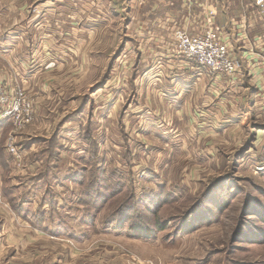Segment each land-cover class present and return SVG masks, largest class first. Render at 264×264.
Masks as SVG:
<instances>
[{"label":"rangeland","instance_id":"obj_1","mask_svg":"<svg viewBox=\"0 0 264 264\" xmlns=\"http://www.w3.org/2000/svg\"><path fill=\"white\" fill-rule=\"evenodd\" d=\"M117 1L103 0L100 22L93 0L70 10L77 18L65 22L68 33L96 30L100 41L86 34L85 58L83 43L62 42L68 61L38 71L41 94L29 83L10 86L25 91L35 113L4 136L5 147L12 136L23 148L0 193V264H264V174L255 173L264 119L246 127V114L227 115L206 78L193 85L196 74L223 76L175 54L173 35L163 41L169 49L143 62ZM85 9L92 18H81ZM250 79L238 86L246 108L264 94L263 81L258 88ZM213 182L216 192L206 194ZM219 199L227 203L218 211ZM141 227L154 231L135 236Z\"/></svg>","mask_w":264,"mask_h":264},{"label":"crops","instance_id":"obj_2","mask_svg":"<svg viewBox=\"0 0 264 264\" xmlns=\"http://www.w3.org/2000/svg\"><path fill=\"white\" fill-rule=\"evenodd\" d=\"M84 1L0 0V81L2 80L8 87L13 83H29L35 94L37 92L41 94L42 88L37 81V75L44 70L42 67L45 66V70H48V65L54 63L61 66L68 61L69 55L64 52L66 47L61 44L62 42L70 43L76 40L83 43L84 48L80 54L81 58H85V52L88 49L85 46L87 42L86 34L95 35V40L92 41L96 42L100 41L98 32L96 30L83 31L80 33L83 36L76 39L74 32L68 33L64 27L66 21L76 20L75 18H77L75 14H70V10L74 9V13L79 14L75 9H79L80 4ZM93 1L96 4L94 17L97 18L93 21L100 22V18H103V0ZM106 1L109 6L113 4L115 8L118 7L117 0H105V3ZM119 1L124 3L125 6L126 33L131 41L134 40L137 43V53L138 51L141 52L142 60L146 54H149V58L156 51L168 48H165L163 41H166L169 35L172 36L173 31L177 29V20L179 25H185L182 29L192 35L197 34L195 30L198 31V29H193L194 26L199 27V33L211 25L218 27L222 31V39L231 45V51L240 63V75L233 78H224L223 76L222 79H219L218 76L209 78L208 75L196 74L192 77L194 79L190 78L191 83L195 85L200 80V78L197 79L199 76L206 78L209 87H216L220 90V99L224 101L223 107L226 108L224 112L227 115L234 114V111L242 116L244 113L246 114L244 121L249 123L246 124V127L247 125L254 127L256 119H264L260 117L264 114V94L261 97L262 102L259 106L262 107L260 109L252 101L248 108L242 107V104L238 103V101L242 103L244 94L243 91H241L242 93L239 91L241 88L238 86L243 84L240 78H251L250 81L258 84L256 86L258 88H260V81H263L262 84H264L262 69V66H264L262 64L264 59V14L255 6V0ZM80 14L83 19L92 18L88 17L86 9L81 10ZM135 17H141L143 22L137 25L134 21ZM210 23L211 25H208ZM130 34L132 37H130ZM237 38L238 40H236ZM110 50H112L111 47ZM33 66H39V68ZM31 67L36 70H32ZM47 74L48 71L45 75ZM186 81V78H183L177 80V84ZM254 92L255 90L252 91V93ZM240 94L242 98L239 97ZM258 96L260 94L255 95V98H258ZM254 112L260 114L255 115ZM251 114H253V117H251ZM248 116L250 120H248ZM240 119H243V117ZM235 122H238V125L240 124L239 119ZM9 127L11 128L10 125H5L0 130V193L3 192V194H6V189H3L5 181H7L5 171L15 162L5 147L4 136L7 131L13 129ZM14 140L17 141V138ZM18 146L21 145L18 143ZM8 188H10L8 191L12 193L17 190L16 185ZM126 239L130 242L136 241L127 237Z\"/></svg>","mask_w":264,"mask_h":264},{"label":"built area","instance_id":"obj_3","mask_svg":"<svg viewBox=\"0 0 264 264\" xmlns=\"http://www.w3.org/2000/svg\"><path fill=\"white\" fill-rule=\"evenodd\" d=\"M255 6L264 14V0H255ZM221 32L218 27L212 25L195 35L177 28L172 33L175 54L192 61L208 73L229 78L239 76L240 63L234 57L229 43L222 39ZM262 64L264 65V59ZM262 69L264 73V66ZM34 113V103L23 89L18 85L8 87L0 81V130L5 125L20 130L33 122ZM6 148L15 161L21 159V153L16 148L12 136H9ZM255 173L264 174V157L261 163L256 165Z\"/></svg>","mask_w":264,"mask_h":264},{"label":"trees","instance_id":"obj_4","mask_svg":"<svg viewBox=\"0 0 264 264\" xmlns=\"http://www.w3.org/2000/svg\"><path fill=\"white\" fill-rule=\"evenodd\" d=\"M22 147V146H21ZM26 147H27V145H26ZM50 147V146H49ZM23 148V147H22ZM25 148V147H24ZM49 149V148H48ZM50 151V150H49ZM216 182H218V180L216 181ZM218 186H219V184H217V183H214L213 182V184H211L206 190H207V192H206V194H209V195H211L212 193H213V190H214V192H216V190H215V188L217 189L218 188ZM222 191V190H221ZM220 191V193H223V192H221ZM224 192H226V191H224ZM223 196V195H222ZM205 197V196H204ZM218 198H220V197H218ZM220 200V199H219ZM203 202V201H202ZM220 203H222L220 206H217L216 207V209H218V211L220 210V207L222 206V205H224V204H226L227 202L226 201H219ZM201 203V202H200ZM22 206V205H21ZM23 207V206H22ZM202 207H204V206H202ZM21 208V207H20ZM19 208V205H18V208H16V209H20ZM130 209V207H128V208H124V210H122V213H120V214H117V215H119V216H121V217H126V215H127V212H125V211H127V210H129ZM145 209H147V210H150V207L149 206H146V208ZM203 209V208H202ZM199 210V209H198ZM199 212V211H198ZM192 215H193V213L192 212H189L185 217H184V219H183V221H184V223L182 224H180L181 226H184L185 227V224H186V222L190 219V218H192ZM116 218V217H115ZM193 220H195L194 218H193ZM196 220H198V219H196ZM34 223V222H33ZM33 223H31L32 225H34ZM110 223V222H109ZM262 223L264 224V218L262 219ZM110 225V224H109ZM157 225V227H158V229L160 228L161 230H162V227L164 226L163 224H156ZM155 224H153L152 225V227L154 228L155 226H156ZM159 229V230H160ZM43 230H45V231H48V232H50L53 236H56L57 235V231H50V230H48V229H43ZM61 230H63L62 228H60V230L59 231H61ZM151 231H154L152 228H142L141 227V229L140 228H137V229H135V232L134 233H136V234H134L135 236H142V237H150L149 235H147V233H149V232H151Z\"/></svg>","mask_w":264,"mask_h":264},{"label":"bare ground","instance_id":"obj_5","mask_svg":"<svg viewBox=\"0 0 264 264\" xmlns=\"http://www.w3.org/2000/svg\"><path fill=\"white\" fill-rule=\"evenodd\" d=\"M190 226V225H189ZM188 227V226H187Z\"/></svg>","mask_w":264,"mask_h":264}]
</instances>
